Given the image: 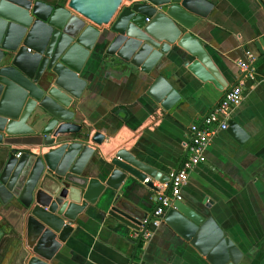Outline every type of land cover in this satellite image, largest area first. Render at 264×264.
I'll return each mask as SVG.
<instances>
[{
    "label": "water",
    "instance_id": "obj_1",
    "mask_svg": "<svg viewBox=\"0 0 264 264\" xmlns=\"http://www.w3.org/2000/svg\"><path fill=\"white\" fill-rule=\"evenodd\" d=\"M214 6L211 0H0V145L32 137L38 149L19 157L16 149L0 152V223L3 211L21 216L24 264H56L73 223L91 206H107L133 229H145L147 214L122 197L121 186L128 176L145 181L157 170L126 149L107 164L93 161L97 147L90 142L101 145L105 135H91L77 121L88 87L83 74L100 52L111 65L126 62L153 77L177 45L191 57L192 72L220 87L216 65L192 33ZM256 45L263 52L264 37ZM149 94L167 110L180 99L162 74ZM227 130L241 142L248 137L234 119ZM164 221L211 264L241 262L243 252L215 219L184 199L174 201ZM3 237L0 227V243Z\"/></svg>",
    "mask_w": 264,
    "mask_h": 264
},
{
    "label": "crops",
    "instance_id": "obj_2",
    "mask_svg": "<svg viewBox=\"0 0 264 264\" xmlns=\"http://www.w3.org/2000/svg\"><path fill=\"white\" fill-rule=\"evenodd\" d=\"M135 0H124L129 4ZM214 8L192 28L216 65L220 87L202 80L186 63L191 57L174 45L153 71V77L123 62L111 65L103 53L93 55L83 76L88 87L77 121L105 135L93 161L107 164L120 149L136 154L157 170L148 175L152 185L132 176L121 189L139 215L150 216L159 185L168 184L190 143V125L198 123L236 85L243 99L231 112L248 135L242 142L229 130H219L206 149V162L197 165L183 187V199L205 217L212 216L243 252L239 264H264V4L261 0H211ZM251 62L244 76L239 61ZM162 74L179 92L180 99L167 110L149 94L154 77ZM29 139L0 145L2 155L12 149L38 152ZM49 147L41 151L46 152ZM108 207L91 206L73 223L74 230L53 261L56 264H211L190 241L165 221L149 240H136L133 229L108 213ZM0 223V264H24L25 236L22 218L3 211ZM146 216V217H147ZM144 217V218H146ZM2 242L4 244L2 245Z\"/></svg>",
    "mask_w": 264,
    "mask_h": 264
},
{
    "label": "built area",
    "instance_id": "obj_3",
    "mask_svg": "<svg viewBox=\"0 0 264 264\" xmlns=\"http://www.w3.org/2000/svg\"><path fill=\"white\" fill-rule=\"evenodd\" d=\"M149 20V19H148ZM249 61L240 60L239 66L244 76L251 75V62L254 58L251 53H247ZM243 99V88L236 85L228 90L222 100L216 107L202 118L198 123L190 125V143L188 145L187 154L180 162L179 166L170 172V181L168 184L159 185L156 195V206L150 216L143 220L146 226L142 231H135L133 238L139 241L149 240L153 235V230L157 228L164 220L166 212L173 206L175 200H183L182 189L187 184L190 172L202 163H205L206 149L211 139L219 130L228 128V121L231 118L232 109L239 105ZM23 151L19 152L18 157ZM150 182V178L145 179V183ZM134 264V263H132Z\"/></svg>",
    "mask_w": 264,
    "mask_h": 264
},
{
    "label": "trees",
    "instance_id": "obj_4",
    "mask_svg": "<svg viewBox=\"0 0 264 264\" xmlns=\"http://www.w3.org/2000/svg\"><path fill=\"white\" fill-rule=\"evenodd\" d=\"M4 244V242H2V245ZM0 247H2V246H0Z\"/></svg>",
    "mask_w": 264,
    "mask_h": 264
}]
</instances>
